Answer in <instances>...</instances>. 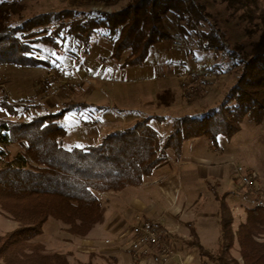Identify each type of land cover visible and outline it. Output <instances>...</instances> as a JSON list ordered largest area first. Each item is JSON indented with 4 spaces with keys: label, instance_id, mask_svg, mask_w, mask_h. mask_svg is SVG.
I'll list each match as a JSON object with an SVG mask.
<instances>
[{
    "label": "trees",
    "instance_id": "obj_1",
    "mask_svg": "<svg viewBox=\"0 0 264 264\" xmlns=\"http://www.w3.org/2000/svg\"><path fill=\"white\" fill-rule=\"evenodd\" d=\"M259 1L221 0L229 10L243 12V17L264 27ZM23 12L22 0H0V67L47 68L48 62L35 55L37 46L59 51L71 38L82 55H88L94 38L101 36L111 49L107 59L99 58L100 63L108 61L116 69L137 68L155 45L172 41L165 27L167 16L182 24L180 34L193 32L198 37L200 51H226L214 29L197 31L210 17L200 0H130L111 13L66 9L26 18ZM227 55L236 61L240 74L225 101L201 116L172 121L165 137L146 126L151 120L146 118L131 130L104 135L96 145L65 148L66 131L58 121L67 109L27 122L11 121L17 107L2 96L0 109L7 119H0V211L17 227L0 235V264H69L65 255H45L44 246L36 242L49 219L66 226L67 234L84 238L103 222L100 196L140 187L167 151L179 160L184 144L200 138L216 149L219 139L230 141L244 121L264 122V49L247 54L239 48L238 56ZM210 71L215 73V67ZM16 145L25 148L12 155L9 148ZM218 200L216 252L205 251L193 232L189 246L210 264H264V208L245 209L244 223L234 230L229 209L222 197ZM234 245L240 262L231 256Z\"/></svg>",
    "mask_w": 264,
    "mask_h": 264
},
{
    "label": "rangeland",
    "instance_id": "obj_2",
    "mask_svg": "<svg viewBox=\"0 0 264 264\" xmlns=\"http://www.w3.org/2000/svg\"><path fill=\"white\" fill-rule=\"evenodd\" d=\"M129 2L130 0H78L77 3L72 4L71 0H22L23 16L26 18L38 14L57 13L66 9L111 13L119 11ZM259 2V7L264 9V0ZM200 3L205 7L206 13L210 17L197 31L208 32L209 29H214L226 48L225 53L214 54L213 52L200 51L197 48L198 37L193 32L188 33L187 36L180 34L178 26L182 24L172 16L165 18V27L172 37L179 36L181 38V48L178 50L173 47V39L171 42L159 43L151 49L147 59L142 66L137 67L138 69H116L108 61L105 64L100 63L99 58L107 59L111 49V44L101 36L94 38L88 55H82L81 48L71 38H66L59 51H55L49 46L39 45L35 55L38 59L48 62L47 68L37 70L16 66L0 67V99L5 96L17 107V116L11 121L27 122L40 115L57 114L67 109L62 119L58 121L66 131L63 146L79 148L96 145L102 136L110 132L133 129L129 127L131 122H127L128 115H131V113L128 114L131 112L129 107H136V109H132L135 111L146 104L145 107H149L153 111L156 105L163 100V97H159L155 102L153 98L151 102L149 101V96H152L153 93L150 89L167 80L165 75H163L164 77L158 76V70L154 73L163 60H165V66L175 67L173 74L178 76L174 75L171 77L173 79L168 81L171 85L176 84L179 89V101L185 107L198 108L201 111L199 115L194 116H201L209 110L216 109L225 101L240 74L236 61L230 59L227 53L234 52L238 56L239 48H242L243 53L247 54L254 49H264V27L243 17L241 15L243 12L229 10L221 0H200ZM212 67L216 69V79L193 94L192 98L186 99L178 77L189 72L211 70ZM67 85L69 86L66 87ZM182 111L183 109L180 113ZM141 118L136 120L139 121ZM0 119H7L1 109ZM171 125L170 117H165V125L160 130L161 134L165 133L163 130L168 129L169 131ZM198 141L204 144L209 143L204 138H200ZM218 143L222 149H229L235 155V158L229 163L231 187L243 195L244 202L239 207L231 203H227V205L233 218V229L236 230L238 225L245 221L244 210L257 206V202L254 200L255 194L258 192L264 195V186L259 185L258 182L261 180L258 175L250 186H243L232 173V168L233 165H244L242 163L244 154H241V147L256 166L264 163V122L255 125L244 121L239 133L230 141L219 139ZM24 148V145H16L10 147L9 151L15 155L22 153ZM210 151L212 148L207 150V152ZM169 155L172 156L171 153ZM203 156V158L209 157ZM244 161L248 162L246 159ZM246 169L248 168L246 167ZM254 173L256 174V172ZM127 189L129 190L125 193L100 196L104 215L111 217L119 212L122 215H126L127 211L131 212L127 217L122 218L125 224L122 234L111 236L102 232L99 236L91 239V244H82L80 239L83 238L78 239L67 234L66 226L49 219L42 228V235L36 240L44 246V254L65 255L69 264H86L88 262L103 264L100 259H94L96 256L103 258L106 264H115L114 261H110L109 256L101 254L106 248H118L119 252L129 257L126 249L130 228L137 223H149L150 219L146 220L141 215H137L136 208L130 202L140 196L139 192L131 190L135 188ZM141 201L144 203V198L141 197ZM185 208L186 215H189L190 211L194 209V205L188 204ZM206 208L208 207L206 206ZM185 220L181 217L173 219V225L178 227L171 228L174 232L165 237L166 242L171 244L176 254L172 264H183L185 258L190 256L184 243L189 239L192 241L191 233L193 231L188 227L192 223L190 219ZM181 221L185 224H181ZM151 223L156 227L160 226L158 221L150 220ZM187 223L188 225H186ZM16 227L17 225L0 211V235L11 232ZM163 227L165 228V226ZM102 241L104 245L100 244ZM107 241L109 244H106ZM203 245L208 249L213 246L212 243L206 241ZM230 253L234 259L240 262L238 247L236 250L233 248ZM107 257L109 258L107 259ZM205 261L206 264H210L206 259ZM149 262L148 259H133L131 256V258L125 259L122 264H149Z\"/></svg>",
    "mask_w": 264,
    "mask_h": 264
},
{
    "label": "crops",
    "instance_id": "obj_3",
    "mask_svg": "<svg viewBox=\"0 0 264 264\" xmlns=\"http://www.w3.org/2000/svg\"><path fill=\"white\" fill-rule=\"evenodd\" d=\"M161 64L163 65L161 66ZM161 64L157 66L154 73L158 70V76L161 77L165 75L167 76V80L165 79V83H160L158 86L150 89L153 93L152 96H149V101L151 102L153 98L155 102L159 97H163V100L156 105L153 111L150 110L149 107H145L146 104L137 108L135 111L132 109H136V107L134 108L130 105L131 107L129 108H131V112H128V114L131 113L132 115L137 113L139 115H128L127 122H131L129 127L134 128L143 119H151L147 122L146 126L159 137H165L169 132L168 129L163 130L165 131L163 134L160 132L165 125V117H170V120L174 121L185 116L199 115L201 111L198 110V108L191 109L193 107H185L183 103L179 101V89L176 84L171 85L168 81L173 79L171 77L176 75L173 74V68L175 67L165 66V60H163ZM30 68L37 70L41 69ZM141 90L143 91L144 89ZM182 109L183 111L180 113ZM140 117L142 118L137 121L136 119ZM155 118L160 120H155ZM218 147V149H214L211 147L210 143L204 144L198 141V139L191 140L184 144L182 155L179 160L169 155L171 152L167 151V157L153 170L151 176L146 178L140 187L131 189L136 190L140 195L136 200H131L130 202L131 205L136 208L137 215H141L146 220L158 221L161 226H159V228H161L160 230L165 232L166 235L174 232L171 228L174 229L178 227L173 225V219L178 217L184 220L190 219L192 225L188 227L195 234L197 243L205 251L215 252L219 246L220 237L217 219L219 197H222L223 203L227 208H229L227 203L234 204L236 207L238 205L239 207L241 203L244 202L243 195L234 191L231 187L229 163L235 158V155L229 149H222L219 143ZM210 148H212V151L207 152ZM241 154H244L242 161L244 165L242 166H245V169L246 167L248 168L246 170L253 175L254 179L257 177L256 175H258L259 180H261L258 182L259 185L264 186V163L256 166L242 147ZM203 155L209 157L203 158ZM244 159L248 162L246 163ZM253 171L256 172V174ZM128 190L129 189H125L122 193ZM104 195L107 196L108 194ZM141 197L144 198V203L141 201ZM188 204L194 205V209L190 211L189 215H186L185 207ZM206 206L208 208H206ZM129 213L131 212L127 211L126 215H122L119 212L111 215V217L104 215L103 222L95 226L87 237L78 239H80L82 244L89 245L92 243L91 239L99 236L102 232L108 233L111 236L122 234V232H124L122 228L123 225H125L122 218L125 216L127 217ZM185 223L181 221V224ZM186 225H188V223ZM163 226H165V228ZM204 241L213 244L211 249L203 245ZM189 242L190 239L185 241L184 247L188 250L190 256L187 258L184 257L185 260L183 264L206 263L205 259L199 256L197 250L189 246ZM100 244L104 245L103 241L100 242ZM233 248L236 250L237 245H234ZM127 249L126 251L128 252ZM101 254L109 256L111 258V260H109L114 261L115 264H122L125 259L131 258L129 252L128 257L119 252L118 248H106ZM109 257H107V259ZM94 259H100L103 264H106V261L101 257L96 256ZM149 264L151 263L149 262Z\"/></svg>",
    "mask_w": 264,
    "mask_h": 264
},
{
    "label": "built area",
    "instance_id": "obj_4",
    "mask_svg": "<svg viewBox=\"0 0 264 264\" xmlns=\"http://www.w3.org/2000/svg\"><path fill=\"white\" fill-rule=\"evenodd\" d=\"M182 40L179 36L173 37V47L180 49ZM164 77V76H161ZM158 78V77H156ZM216 79V74L210 70L196 73H186L178 77L181 81L182 90L186 99L192 98L193 94L199 92L206 85ZM67 85L66 87H68ZM232 173L243 186H250L254 180L243 166L233 165ZM256 207L264 208V195L255 194ZM128 252L133 259H148L152 264H172L175 252L165 240V232L161 231L152 223H137L128 232ZM106 244H109L107 241Z\"/></svg>",
    "mask_w": 264,
    "mask_h": 264
}]
</instances>
